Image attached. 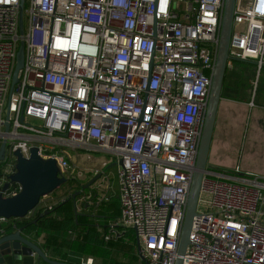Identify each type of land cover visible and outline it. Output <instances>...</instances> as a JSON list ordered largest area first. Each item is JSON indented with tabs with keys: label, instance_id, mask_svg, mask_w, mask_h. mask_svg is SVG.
<instances>
[{
	"label": "built area",
	"instance_id": "2783aa9c",
	"mask_svg": "<svg viewBox=\"0 0 264 264\" xmlns=\"http://www.w3.org/2000/svg\"><path fill=\"white\" fill-rule=\"evenodd\" d=\"M20 3L0 0V193L21 189L3 188L17 150L28 158L38 147L67 178L80 159L69 148L109 154L119 225L135 231L147 264H175L224 0H25L22 34ZM21 41L25 63L11 92ZM229 55L228 65L264 67V0H236ZM232 170L208 165L183 264H264V174ZM41 202L38 212L53 207ZM110 231L106 240L121 232Z\"/></svg>",
	"mask_w": 264,
	"mask_h": 264
},
{
	"label": "crops",
	"instance_id": "0c3cea01",
	"mask_svg": "<svg viewBox=\"0 0 264 264\" xmlns=\"http://www.w3.org/2000/svg\"><path fill=\"white\" fill-rule=\"evenodd\" d=\"M234 60L244 62L245 65L235 66ZM228 65L226 78L224 81L222 98L219 105L218 116L213 133L212 143L209 152L208 165L219 167L226 171L240 165L244 172L263 175L264 174V67L257 71L256 62L253 60H238L234 59ZM253 103V105H251ZM250 117V125L248 126V118ZM1 144V143H0ZM239 149L240 154L237 153ZM242 153L244 155H242ZM74 157L80 158L77 167L83 165V173L75 172L76 176L71 179H76L84 185V178L90 173L95 175V169L101 167V162L104 159H88L83 153L75 152ZM76 161V160H75ZM98 163V164H96ZM89 168V169H88ZM78 176V177H77ZM70 179V178H69ZM60 192V193H59ZM66 189L58 188L49 196L42 200V205H56L64 199ZM108 196V199H105ZM119 199L118 178L116 168V185H112L108 175H102L101 180L95 182L90 188L85 191L76 200L77 211L82 210L97 211L103 203L113 202ZM120 200V199H119ZM56 201V202H53ZM120 211H121V206ZM38 213L36 209L28 218L34 217ZM111 212H108V215ZM121 213L113 218H109L107 229L105 227L98 228L101 236L105 241H120L126 244L135 243L132 252L112 250L108 260L90 256L89 252L82 247L83 244L76 241L75 234L69 231L65 236L72 239V246L69 250L56 254L45 244L47 235L43 232L37 233L34 229L32 233L24 232L23 234L29 237L34 243L38 244L45 253L54 260L63 261L73 264H81L87 258H93V264H114L116 261L128 264L133 255L139 258V264L144 261L138 253V244L136 234L133 229L124 231L120 224ZM22 220V219H20ZM17 218L5 219L0 221V228L11 227V232L17 231L13 226L17 223ZM4 225V226H3ZM118 227L121 231L110 240H106L105 235L110 234L111 226ZM133 238L135 241H133ZM17 264H50L39 258L36 254L25 256L23 262Z\"/></svg>",
	"mask_w": 264,
	"mask_h": 264
},
{
	"label": "water",
	"instance_id": "95a60500",
	"mask_svg": "<svg viewBox=\"0 0 264 264\" xmlns=\"http://www.w3.org/2000/svg\"><path fill=\"white\" fill-rule=\"evenodd\" d=\"M236 0H224L222 17L220 22V40L215 60L214 70L211 75V85L208 95V103L203 119V128L199 144V150L195 163V170L188 195L185 219L181 230L178 246V257L175 264H183V255L190 242V232L194 216L198 206L202 181L208 167V158L212 143L215 124L218 116L220 101L222 98L223 86L228 63L231 59L229 55L230 41L232 35L233 15ZM25 0L20 3V31L23 33V12ZM25 63L24 42L21 41L17 63L13 74L11 92L19 81V72ZM9 119V111L7 120ZM5 131L8 132L10 122L5 123ZM7 139L4 138L0 145V164L5 160ZM16 171L10 175V182L5 183L4 189L10 187L11 183L20 184V191L9 197H4L0 193V219H24L30 217L38 207L43 198L53 193L56 189L67 183L69 178L60 176V169L55 159H45L40 155L38 147L31 148L30 157H25L17 150ZM122 165V159L119 162ZM84 188L74 193L72 198L75 200L77 195L82 193ZM75 209L77 204L75 200ZM79 212L77 211V214ZM17 231L11 232L9 229L0 228V264H17L23 262L25 256L36 254L39 258L50 264H73L51 259L45 251L29 237L23 234L25 227L14 225ZM140 247V242L137 240ZM142 260L145 261L141 254ZM82 264V263H81Z\"/></svg>",
	"mask_w": 264,
	"mask_h": 264
},
{
	"label": "trees",
	"instance_id": "16d2710c",
	"mask_svg": "<svg viewBox=\"0 0 264 264\" xmlns=\"http://www.w3.org/2000/svg\"><path fill=\"white\" fill-rule=\"evenodd\" d=\"M207 74H210V71ZM211 167L217 169V167ZM223 171L226 170L223 169ZM60 188L66 189L64 199L49 210H40L34 217L22 220L17 219L16 225L25 227L24 232L32 233L34 229L37 233H45L47 235L45 244L56 254H63L62 252L71 248L73 240L65 237L69 231L75 234L76 241L83 244L84 247L82 248L87 250L90 256L108 260L113 249L132 252L135 245L134 242L126 244L121 242V240L105 241L98 231L99 227H105L107 229L109 218H113L121 213L119 199L113 202L103 203L96 212L85 209L77 214L75 200H78L82 193L77 195L75 200L72 196L75 192L83 188L82 183L70 178ZM108 212L111 213L108 215ZM9 228L8 226L7 228L5 227V229ZM133 241H135L134 238ZM138 262L139 258L133 255L128 264H139ZM114 264L123 263L116 261ZM142 264L147 263L143 262Z\"/></svg>",
	"mask_w": 264,
	"mask_h": 264
},
{
	"label": "rangeland",
	"instance_id": "374dc122",
	"mask_svg": "<svg viewBox=\"0 0 264 264\" xmlns=\"http://www.w3.org/2000/svg\"><path fill=\"white\" fill-rule=\"evenodd\" d=\"M234 65L237 67V66H240V65H245V63H244V62H241V61L234 60ZM263 75H264V71H263ZM247 125H248V126L250 125V117L248 118V123H247ZM1 142H2V141H1ZM69 150H70V153H72V154L75 153V151H74L73 149L69 148ZM237 150H238L237 153L240 154L239 149H237ZM97 155H99V156H97V158L95 159L96 162L99 161L98 159H101V158H102V159H106L107 161H109V166L106 167V168L104 169V172L108 175V178H109V181L111 182V184H112L113 186L116 185V168H117V161H112V160H111V157L109 156V154H104V153H101V152H100V153H98ZM242 155H244V154L242 153ZM76 160H78V159H76ZM79 160H80V159H79ZM76 163H77V162H76ZM77 164H78V163H77ZM96 164H98V163H96ZM88 169H89V168H88ZM217 169L223 171V169H221V168H219V167H217ZM84 170H87V168L83 169V165H82V168H81V166L79 167V165H78V167H76L75 172H77V171H81V173H83ZM74 175L76 176L77 174H74ZM73 177H74V176H73ZM73 177H72V178H73ZM77 177H78V176H77ZM101 178H102L101 175H93V173H92V174L90 173L89 177L86 175L85 178H84V185H83L84 190L87 191V190L90 188L91 185H93L95 182L101 180ZM59 193H60V192H59ZM53 202H56V201H53ZM42 204H43V203L41 202V205H42ZM99 228H100V227H99Z\"/></svg>",
	"mask_w": 264,
	"mask_h": 264
}]
</instances>
